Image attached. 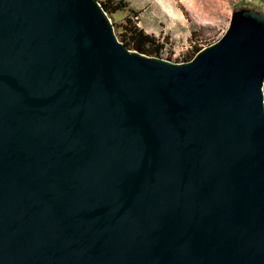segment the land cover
I'll use <instances>...</instances> for the list:
<instances>
[{
    "label": "water",
    "instance_id": "water-1",
    "mask_svg": "<svg viewBox=\"0 0 264 264\" xmlns=\"http://www.w3.org/2000/svg\"><path fill=\"white\" fill-rule=\"evenodd\" d=\"M0 264H264V13L178 64L0 0Z\"/></svg>",
    "mask_w": 264,
    "mask_h": 264
},
{
    "label": "rangeland",
    "instance_id": "rangeland-1",
    "mask_svg": "<svg viewBox=\"0 0 264 264\" xmlns=\"http://www.w3.org/2000/svg\"><path fill=\"white\" fill-rule=\"evenodd\" d=\"M124 1L128 5L126 9L107 13L118 39L125 35L124 26L130 19L163 45L160 54L153 57L178 64L191 61L202 49L218 42L228 30L235 12L255 10L264 13V0ZM197 49H200L198 53Z\"/></svg>",
    "mask_w": 264,
    "mask_h": 264
},
{
    "label": "trees",
    "instance_id": "trees-1",
    "mask_svg": "<svg viewBox=\"0 0 264 264\" xmlns=\"http://www.w3.org/2000/svg\"><path fill=\"white\" fill-rule=\"evenodd\" d=\"M101 4L104 10L109 14H114L128 7L124 0H105L104 2H101ZM130 12L134 15L137 14L132 10ZM124 30L125 35L121 37L120 41L133 51L147 56H157L164 48L158 39H156L153 35L145 33L136 25L134 21H131L130 19L126 20ZM199 51L200 49H197L196 53Z\"/></svg>",
    "mask_w": 264,
    "mask_h": 264
}]
</instances>
